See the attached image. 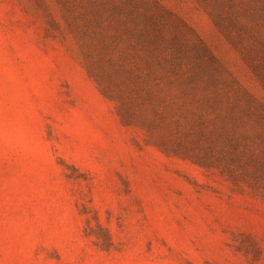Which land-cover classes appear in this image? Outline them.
<instances>
[{"label":"rangeland","instance_id":"obj_1","mask_svg":"<svg viewBox=\"0 0 264 264\" xmlns=\"http://www.w3.org/2000/svg\"><path fill=\"white\" fill-rule=\"evenodd\" d=\"M0 264H264V0H0Z\"/></svg>","mask_w":264,"mask_h":264}]
</instances>
